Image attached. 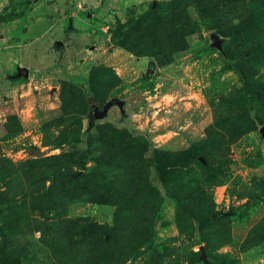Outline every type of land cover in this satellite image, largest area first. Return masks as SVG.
I'll list each match as a JSON object with an SVG mask.
<instances>
[{
  "label": "rangeland",
  "instance_id": "1",
  "mask_svg": "<svg viewBox=\"0 0 264 264\" xmlns=\"http://www.w3.org/2000/svg\"><path fill=\"white\" fill-rule=\"evenodd\" d=\"M0 264H264V0H0Z\"/></svg>",
  "mask_w": 264,
  "mask_h": 264
},
{
  "label": "water",
  "instance_id": "2",
  "mask_svg": "<svg viewBox=\"0 0 264 264\" xmlns=\"http://www.w3.org/2000/svg\"><path fill=\"white\" fill-rule=\"evenodd\" d=\"M118 102V100H115ZM113 103V101H109L107 103H105L102 108L100 109L98 106H94L93 107V114L94 116L96 117H99V116H103L104 114L107 113V110L109 108V106Z\"/></svg>",
  "mask_w": 264,
  "mask_h": 264
},
{
  "label": "trees",
  "instance_id": "3",
  "mask_svg": "<svg viewBox=\"0 0 264 264\" xmlns=\"http://www.w3.org/2000/svg\"><path fill=\"white\" fill-rule=\"evenodd\" d=\"M89 99H90L91 106H98L99 108H101L102 103L95 100V98L92 95L90 96ZM220 215L225 216L226 214H220Z\"/></svg>",
  "mask_w": 264,
  "mask_h": 264
}]
</instances>
